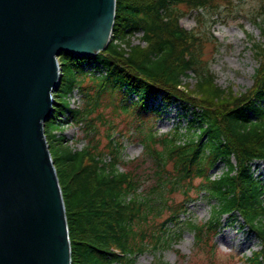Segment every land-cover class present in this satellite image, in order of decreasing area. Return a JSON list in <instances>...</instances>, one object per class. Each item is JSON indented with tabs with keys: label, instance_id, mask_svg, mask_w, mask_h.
<instances>
[{
	"label": "trees",
	"instance_id": "trees-1",
	"mask_svg": "<svg viewBox=\"0 0 264 264\" xmlns=\"http://www.w3.org/2000/svg\"><path fill=\"white\" fill-rule=\"evenodd\" d=\"M219 2L115 0V38L107 48L91 57L65 52L58 57L60 83L44 132L65 207L70 264H135L146 252L155 257L152 264H169L161 252L180 238L183 228H173L187 211V202L174 203L169 195L179 188L188 189L192 178H200L198 192L213 202L205 224L186 223L195 239H201L205 229L228 222L224 220H231L232 225L238 222L261 248L246 260L264 264V179L256 175L258 162L264 161V69L259 83L245 96L234 98L236 104L222 113L178 88L181 77L192 70L200 75L199 94L207 89L209 100L216 103L226 95L225 90L213 87L210 74L195 65L189 51L194 36L177 25L179 5L198 13L216 9L212 14L218 16ZM260 31L264 39V25ZM136 33H141L144 48L131 45L130 38ZM121 43L128 46V52ZM178 43L185 46L176 53ZM255 49L262 56L264 43ZM88 86L91 91H86ZM74 92L83 97L79 108H71L67 100ZM102 99L111 109L130 115L140 127L143 150L154 168L148 189L139 190L134 177L118 169V145L107 163L89 149L74 150L64 144L60 132L64 125L83 124ZM172 110H177V124L169 134H157V122ZM169 160L172 173L165 169ZM218 163L225 169L211 178L209 173ZM162 218L163 222L155 223Z\"/></svg>",
	"mask_w": 264,
	"mask_h": 264
},
{
	"label": "water",
	"instance_id": "water-1",
	"mask_svg": "<svg viewBox=\"0 0 264 264\" xmlns=\"http://www.w3.org/2000/svg\"><path fill=\"white\" fill-rule=\"evenodd\" d=\"M115 0H0V264H70L65 207L44 133L57 57L108 46Z\"/></svg>",
	"mask_w": 264,
	"mask_h": 264
},
{
	"label": "rangeland",
	"instance_id": "rangeland-1",
	"mask_svg": "<svg viewBox=\"0 0 264 264\" xmlns=\"http://www.w3.org/2000/svg\"><path fill=\"white\" fill-rule=\"evenodd\" d=\"M219 5L222 7L218 10V16L212 14L216 9L198 13L179 5L177 25L190 31L194 36L189 51L192 52L191 57L197 61L195 65L199 66L201 71L205 70L210 74L213 87L225 90L226 95L222 102L216 103L209 100L207 89H205L207 94L206 92L204 95L199 94L196 91V84L200 80V75L192 70H188L186 76L184 74L181 77L178 88L191 99L203 105L208 104L216 112L222 113L236 104L234 98L250 92L259 83L263 73L264 53L258 56L255 45L264 43L260 31V26L264 25V0H220ZM140 35L141 33L133 35L130 43L144 48L146 44L139 39ZM112 38H115L114 35ZM121 46L128 52V46L124 43H121ZM184 46L185 44L178 43L176 53ZM182 54L186 56L184 50ZM87 82L85 80L83 84L86 85ZM88 89L89 86L86 87V91ZM86 91L82 90L83 93ZM76 95L79 98V108L83 97L80 92H76ZM228 97L229 102L226 101ZM176 114L177 110H172L167 118H161L154 131L160 135L169 134L178 122ZM181 125L185 126V122ZM127 127L129 131L124 134L123 131ZM139 130L140 127L130 115L111 109L108 107V101L102 99L100 106L87 116L83 124L68 122L60 132L65 137L64 144L74 150L89 149L92 154L99 155L100 159L107 163L114 158L110 152L118 145L116 147L121 155L118 169L134 177L135 184L140 185L139 190H144L154 181L152 178L154 168L152 159L143 150ZM156 149L160 150L158 145ZM258 165L256 175L264 179V161L258 162ZM172 168L173 162L169 160L165 169L172 173ZM224 169V166L218 163L209 175L211 178L216 177ZM252 169H255V166L254 168L252 166ZM199 181L200 178H192L188 181L190 183L188 189L184 191V187L179 188L169 195L174 203L185 205L187 202V211L179 225L173 228H183V233L168 250L161 252L162 259L169 264H249L246 258L261 248L257 239L247 233L245 227L239 226L238 222L232 225L231 220H224L228 222L215 231H212L213 228L205 229L199 240L195 239L193 231L185 227L188 221L198 225L205 224L210 217L213 202L198 192ZM163 219H156L155 223L160 224ZM226 235L231 236L232 245L227 242ZM154 261L152 252H146L137 258L135 264H152ZM262 261L264 263V255Z\"/></svg>",
	"mask_w": 264,
	"mask_h": 264
},
{
	"label": "bare ground",
	"instance_id": "bare-ground-1",
	"mask_svg": "<svg viewBox=\"0 0 264 264\" xmlns=\"http://www.w3.org/2000/svg\"><path fill=\"white\" fill-rule=\"evenodd\" d=\"M128 131H129V127L125 128L124 131H123V133H124V134H127ZM54 168H55V167H54ZM215 230H217V227H216V226L213 228L212 231H215ZM226 237H227V242L230 243V245H232L233 243H232L231 236L226 235ZM69 241H70V239H69Z\"/></svg>",
	"mask_w": 264,
	"mask_h": 264
}]
</instances>
